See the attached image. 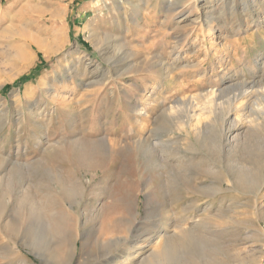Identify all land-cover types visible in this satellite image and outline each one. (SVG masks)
<instances>
[{"label":"rangeland","instance_id":"1","mask_svg":"<svg viewBox=\"0 0 264 264\" xmlns=\"http://www.w3.org/2000/svg\"><path fill=\"white\" fill-rule=\"evenodd\" d=\"M191 3L0 0V264H264V0Z\"/></svg>","mask_w":264,"mask_h":264},{"label":"bare ground","instance_id":"2","mask_svg":"<svg viewBox=\"0 0 264 264\" xmlns=\"http://www.w3.org/2000/svg\"><path fill=\"white\" fill-rule=\"evenodd\" d=\"M154 1H156V0H154ZM164 1H170V3H181V5H184V6H187V0H164ZM201 0H192V3L190 4V7H199V2H200ZM164 3V2H163ZM150 4H152V3H150ZM166 5V4H165ZM169 6V5H168ZM153 7V6H152ZM189 7V6H188ZM188 7H187V9H188ZM175 8V7H174ZM178 8V7H177ZM176 8V9H177ZM172 11V10H171ZM176 11V10H175ZM182 11V10H181ZM184 11V10H183ZM31 41H32V39H31ZM34 42V41H33ZM35 43V42H34ZM128 55V54H127ZM237 88V87H236ZM219 94L220 93H218V96L217 95H214L213 94V97L209 100V102L210 103H213V102H216L217 101V99H219L218 97H219ZM263 94V93H262ZM193 97V96H192ZM195 97H193V98H191V101L189 102V104H191V106H192V101H193V99H194ZM258 104V103H257ZM254 106V105H253ZM263 108H264V106H263ZM263 108H262V111H260L261 113H262V115L264 114V110H263ZM137 111H138V109H137ZM137 113H139V112H137ZM252 113V114H251ZM248 116H246V118H248V124H250V125H254V123L257 121V119H259V117L258 116H256V117H254L253 116V112H251ZM256 113V112H255ZM139 114H143V111H140V113ZM250 115H252V116H250ZM257 115V114H256ZM226 116V115H225ZM218 119V118H217ZM263 119V118H262ZM228 120V118L226 119V117H225V119H224V121L221 123V125H220V127L218 128V130L220 131V134L218 135V137L216 136V139H214L213 141L215 142V141H217V140H219L220 142H216L217 144H220L221 145V147L224 149V150H227L228 152H230V156H231V153L233 154L234 152H238V150H239V148H240V146L242 145V142H241V140H242V137L241 136H239V135H234V133H233V129L235 128V126H237L238 125V123H239V120H234V121H227ZM212 122V121H211ZM213 123V122H212ZM215 123V122H214ZM213 123V124H214ZM217 123V122H216ZM257 123V122H256ZM255 123V124H256ZM220 124V123H219ZM202 125V124H201ZM204 125H205V128H202L201 126L198 128L197 126V128H196V132L198 133V135H200V134H202L203 132H206V131H203L202 129H205V130H215V129H213L214 128V126L210 123V121L209 122H206V123H204ZM217 125V124H216ZM227 125V128H225L224 129V126H226ZM259 125H260V123H259ZM203 126V125H202ZM192 128V127H191ZM217 128V127H216ZM195 130V129H194ZM250 130V129H249ZM201 131H203L202 133H201ZM211 132V131H210ZM209 132V133H210ZM194 133V132H193ZM208 133V134H209ZM195 135H197V134H195ZM204 136H206V135H204ZM144 137V136H143ZM148 136H146V138H147ZM209 137V136H208ZM142 138V137H141ZM145 137L143 138V139H141V140H139L138 142H137V145H138V147L140 148V149H142V150H144L145 152H147L148 153V151H150V144L148 143V140L146 139ZM149 138V137H148ZM204 138V137H203ZM198 139V138H197ZM206 139H207V137H206ZM209 144V143H208ZM147 145H149V146H147ZM257 146V145H256ZM219 150H221V148L219 149ZM227 152V153H228ZM252 152V151H251ZM217 154V153H216ZM246 156V155H245ZM239 157V156H238ZM252 157V156H251ZM256 158V157H255ZM233 160V159H232ZM255 160V159H254ZM243 161L245 162V163H248V164H251L252 166H253V168H249V171L250 170H257L258 172L261 170V168H257V165H256V163L255 162H248L247 161V159L244 157V159H243ZM234 162V161H233ZM225 163V162H224ZM226 164V163H225ZM222 165H223V163H222ZM227 165V164H226ZM250 165V166H251ZM228 166V165H227ZM251 166V167H252ZM239 167V166H238ZM242 168H247L246 167V165L244 164V165H242ZM227 169V168H226ZM248 169V168H247ZM258 172H256V173H258ZM245 174V173H244ZM260 175H261V173H259ZM259 174H258V176H259ZM252 175V174H251ZM257 177V176H256ZM261 185H263L264 184V181L263 182H261L260 183ZM66 187V186H65ZM63 189H65V188H63ZM232 189V188H231ZM71 191V190H70ZM73 191V190H72ZM26 200V199H25ZM39 211V210H38ZM41 211V210H40ZM53 216V215H52ZM47 218V217H46ZM56 219V218H55ZM55 219H48L49 221H48V223H49V226L50 227H53L54 228V220ZM46 222V221H45ZM61 224V223H60ZM48 225V224H47ZM22 229V228H21ZM54 230V229H53ZM55 231V230H54ZM57 233H59V231L57 230ZM59 235V234H58ZM60 235H62V236H66L67 237V235L63 232V231H60ZM61 248H62V245H61ZM64 253H65V250L63 251V249L62 250H60V249H56L55 250V257H52L54 260H53V264H58L59 263V261L58 260H60V259H63L62 257L64 256ZM145 259L146 258H144L142 261H141V264L145 261ZM176 258H175V256L172 254V249H171V245L167 242V241H165V247H164V249H163V251H162V254L161 255H158L156 258H155V260L153 261V262H151V263H149V264H170V263H172L173 262V260H175ZM48 260V259H47Z\"/></svg>","mask_w":264,"mask_h":264}]
</instances>
